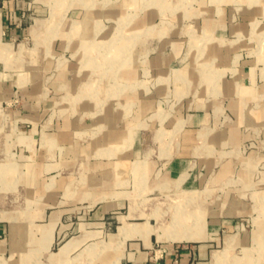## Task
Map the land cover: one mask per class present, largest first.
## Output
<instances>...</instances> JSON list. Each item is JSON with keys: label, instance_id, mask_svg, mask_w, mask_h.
Here are the masks:
<instances>
[{"label": "crops", "instance_id": "crops-1", "mask_svg": "<svg viewBox=\"0 0 264 264\" xmlns=\"http://www.w3.org/2000/svg\"><path fill=\"white\" fill-rule=\"evenodd\" d=\"M0 47V64L25 63L0 75L5 96L22 94L10 125L27 211L10 222L22 223L12 237L28 242L27 264L44 252L42 264H75L110 221V243L88 250L114 264H207L229 221L203 213L167 236L140 205L232 178L264 184V0H0ZM86 202L89 223L51 255ZM157 242L168 246L155 262ZM7 251L0 240V264Z\"/></svg>", "mask_w": 264, "mask_h": 264}, {"label": "rangeland", "instance_id": "rangeland-1", "mask_svg": "<svg viewBox=\"0 0 264 264\" xmlns=\"http://www.w3.org/2000/svg\"><path fill=\"white\" fill-rule=\"evenodd\" d=\"M1 50L0 47V55L2 54ZM3 58L5 62L0 64V72L5 69L9 71L21 70L25 66L24 62H11L12 57L10 58L8 55ZM184 71V67L179 65L171 72L176 87L183 85L176 75L180 76ZM7 81L11 80L0 77V120L3 123L0 127V226L2 227L0 240L5 242L8 249L1 258V264H27V258L30 257L26 254L28 242L21 236L22 233L12 237V231L21 230L19 228L22 223L17 221L12 224L10 222L14 218H22L27 211L21 196L22 190L18 185L17 172H15L16 165H19L21 161L17 150L19 142L22 141L10 125L12 121L10 109L16 108L22 103V94L16 91L12 97L5 96ZM166 100H172L171 96ZM260 181L258 178L256 184L245 187L237 178H232L221 185H213L205 190L203 196L198 193L192 198L191 195L181 191L154 192V195H151L153 199L147 200L144 205L140 206L147 212L151 211L155 217L164 219L163 225L169 226L171 231L167 233V236L185 235L190 232L191 229L187 226H191L193 220L203 213L210 215L212 219L227 220L229 224L221 230L220 240L213 245L214 252L207 257V264H264V184ZM207 202H209L208 210L206 205H203ZM95 210V206H90L88 202L74 206L73 212L67 216V219L61 221L63 225L67 224L70 227L65 234L61 233L56 236L50 246L49 253L51 255L58 254L60 247L78 234L79 223H89ZM176 216L181 222L179 223L181 228L173 220ZM200 224L201 222L198 225L201 226ZM114 225L111 221L106 223L102 228L104 230L102 237H96L90 243L88 241L80 249V254L74 255L75 264H114L113 260L116 262L118 255L102 254L100 248L97 249L96 254L88 250L92 244L97 247L108 245L110 239L107 238V235L111 233ZM177 227L179 230L176 229ZM166 246L168 245L165 243H154L148 251L150 260L155 262L161 260L167 252ZM37 257L38 264H42V260L48 258V253H41ZM111 259H113L112 262Z\"/></svg>", "mask_w": 264, "mask_h": 264}, {"label": "bare ground", "instance_id": "bare-ground-1", "mask_svg": "<svg viewBox=\"0 0 264 264\" xmlns=\"http://www.w3.org/2000/svg\"><path fill=\"white\" fill-rule=\"evenodd\" d=\"M173 220H174V222L176 223V225H179V227L181 226V224H179V223H181V222H180L179 218H177V216L174 217ZM179 227H177L176 229L179 230V229H178ZM180 228H181V227H180ZM161 236L163 237V236H165V235H161ZM162 239H163V238H162Z\"/></svg>", "mask_w": 264, "mask_h": 264}]
</instances>
